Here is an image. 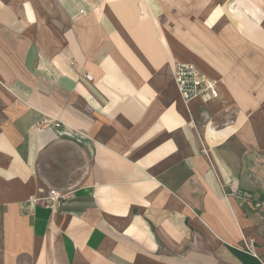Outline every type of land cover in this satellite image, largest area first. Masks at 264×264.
<instances>
[{"label":"crops","instance_id":"0c3cea01","mask_svg":"<svg viewBox=\"0 0 264 264\" xmlns=\"http://www.w3.org/2000/svg\"><path fill=\"white\" fill-rule=\"evenodd\" d=\"M228 3L0 0V264H264V47Z\"/></svg>","mask_w":264,"mask_h":264},{"label":"built area","instance_id":"2783aa9c","mask_svg":"<svg viewBox=\"0 0 264 264\" xmlns=\"http://www.w3.org/2000/svg\"><path fill=\"white\" fill-rule=\"evenodd\" d=\"M82 1L84 3L87 0ZM85 12L84 8L80 10L82 14ZM86 78L91 80L92 76L88 73ZM174 78L185 102H191L199 97L206 100H215L220 97L218 81L205 75L194 63H177L174 66ZM62 199L63 196L57 189H51L43 198L35 197L32 201L36 203L44 200L50 209L55 210L61 204Z\"/></svg>","mask_w":264,"mask_h":264},{"label":"rangeland","instance_id":"374dc122","mask_svg":"<svg viewBox=\"0 0 264 264\" xmlns=\"http://www.w3.org/2000/svg\"><path fill=\"white\" fill-rule=\"evenodd\" d=\"M229 2L225 7L222 6V10L227 11L232 9L235 10L230 15L240 19V23L246 27L247 30L252 32V40L256 44V47H264V34L260 32H255L253 29L258 25L257 22H260L264 18V0H221L222 2ZM263 10H262V9ZM225 16V15H222ZM222 100V99H220ZM227 113H231L229 120L224 122L214 123L215 128H224L229 124L239 123V116L235 111H233V106L224 110ZM234 115V119L233 116ZM237 118V119H236ZM210 122V119H206L203 124Z\"/></svg>","mask_w":264,"mask_h":264}]
</instances>
